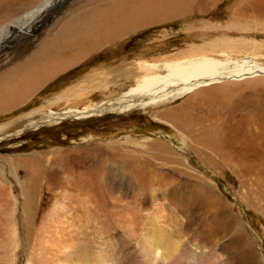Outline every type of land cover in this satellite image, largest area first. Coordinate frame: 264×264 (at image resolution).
<instances>
[{
	"label": "rangeland",
	"instance_id": "obj_1",
	"mask_svg": "<svg viewBox=\"0 0 264 264\" xmlns=\"http://www.w3.org/2000/svg\"><path fill=\"white\" fill-rule=\"evenodd\" d=\"M135 1L0 0V24L34 12L22 26L31 31L0 49V127L19 125L95 71L113 70L119 85L45 115L119 96L135 85L124 77L134 63L227 40L253 42L264 56V20L244 10L258 0H205L204 12L192 0L147 27L91 31L89 43L77 32L81 16L96 11L106 19ZM172 103L67 116L0 138V264H77L85 253L110 264H150L156 233L169 248L180 243L176 256L167 249L173 264H264V116L254 110L264 107V80L214 85ZM28 186L38 209L31 218Z\"/></svg>",
	"mask_w": 264,
	"mask_h": 264
},
{
	"label": "bare ground",
	"instance_id": "obj_2",
	"mask_svg": "<svg viewBox=\"0 0 264 264\" xmlns=\"http://www.w3.org/2000/svg\"><path fill=\"white\" fill-rule=\"evenodd\" d=\"M60 2H63V0H60ZM200 2L201 4L196 7V10L204 12L209 8V5H207L205 0H200ZM133 3L134 4L127 3L125 5L126 7L124 6L123 8H120V10L116 13L114 10L111 17L109 16L106 19H104V17L100 18V15L96 14V11H88L89 14L81 16L84 17L80 20L83 22V28L77 29V32L83 35L82 38L89 43L88 40L91 41L92 39V36L89 33L98 29L111 32L112 34L116 33L114 30L119 32L120 30L130 31L140 29L142 27L152 25L153 22H159V20L172 18L178 15L181 11L188 9L191 6L192 0H164L160 3H152V1L149 0H144V2L142 0H137V2L135 1ZM251 3L252 4L246 9L245 5L244 10H248V13L250 12L249 15H251L252 18L264 20V7L261 8L262 6L259 5L260 1L258 0V2ZM256 6L258 7L256 8ZM254 8H256V10H254ZM33 13L26 16L16 17L12 19V23L3 24L1 22L0 49L5 44L9 43V45H11L21 40L24 32L31 31L25 28L22 29V26L24 25L25 27V25L31 21ZM242 13L244 12L242 11ZM252 40L254 41V39ZM251 43H247L246 41L243 42V40H227V42L222 44L213 43L208 44V46L205 45L203 47L192 48L175 59L164 57L163 60H160L157 63H134L131 65L127 73L124 74V77H126V81H134L135 85L128 88L127 91L121 92L119 96L107 97L106 101L89 105V107L87 106L88 108L84 110L77 108L81 102L77 101L75 104H70V108L67 106V108L57 114H53L51 116L45 115L61 102L70 103L75 99L81 100L83 98H90L95 90L104 89L107 91L111 85H119V80L114 79L112 76L113 70L95 71L93 74L86 76L76 85L69 87L59 95L46 100V102H44L39 108L31 111L27 115L25 121L20 119L21 121L18 122L19 125L14 126V123H12L8 126L0 127V138H3L4 136L8 137L7 135L13 131H16V133L11 135H17V133L20 134L25 129L35 128L43 124H54L67 116L73 118L76 117L77 119L94 118L124 108L130 110L136 108L146 110L147 108H157L162 105L164 107L167 103L175 102L188 95H192L196 91H200L214 85L219 86L224 83L247 80H264V56H261V49ZM28 71L25 75L33 77L34 75L30 74V71ZM82 85H85V87H82ZM259 104L260 105L254 110L258 112L257 114H260L258 115L260 117L261 115L264 116V111H262L264 107L262 105L263 103ZM3 105L4 103L1 104L0 102V113H4L6 111L2 107ZM217 117H219L218 114ZM254 120L255 119H253V121ZM32 189L31 186L23 188V196L25 198L24 212L26 218L35 216L36 211L38 210L35 209L34 200L36 195L33 193L34 189L33 191ZM93 211H101V208L96 206ZM27 221L29 222L31 220ZM156 234L160 236L153 234L149 237L150 241L148 242L147 247V258L149 259V263L173 264L171 258L169 259V255L174 256L178 247L181 246L179 245L180 243L174 244L169 248L167 246L168 241L165 243L167 237L161 233ZM168 248L170 251L169 255L167 253ZM76 259L77 264H110L107 258L92 256L88 253H85L83 256H78Z\"/></svg>",
	"mask_w": 264,
	"mask_h": 264
}]
</instances>
